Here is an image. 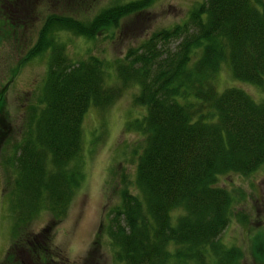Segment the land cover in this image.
I'll list each match as a JSON object with an SVG mask.
<instances>
[{
    "label": "trees",
    "instance_id": "1",
    "mask_svg": "<svg viewBox=\"0 0 264 264\" xmlns=\"http://www.w3.org/2000/svg\"><path fill=\"white\" fill-rule=\"evenodd\" d=\"M151 1L115 4L87 21L52 14L42 21L20 61L48 50L45 75L14 150L1 161L12 175L6 193L12 231L41 210L52 224L64 217L83 179L82 116L112 105L130 86L131 105L143 111L124 124L137 138L134 175L121 180L103 230L115 261L239 264L241 249L218 238L233 200L215 183L222 174L248 175L263 164L264 101L235 87L216 91L213 81L223 65L234 80L264 91V0L199 1L181 22L150 32L110 62L92 55L73 61L53 39L60 30L94 39ZM8 14L3 20L14 36L23 24L17 13ZM46 228L22 235L34 264H56L41 244L49 239ZM251 238V256L264 261L263 242ZM18 248L12 242L5 261Z\"/></svg>",
    "mask_w": 264,
    "mask_h": 264
},
{
    "label": "rangeland",
    "instance_id": "2",
    "mask_svg": "<svg viewBox=\"0 0 264 264\" xmlns=\"http://www.w3.org/2000/svg\"><path fill=\"white\" fill-rule=\"evenodd\" d=\"M12 1L0 0V264H34L32 258L27 257L29 249L24 246L25 236L22 235L39 233L45 227L48 228L42 234L49 229V239L41 244L54 263L119 264L103 230L107 210L117 205L121 180L131 181L134 175L136 133L132 129H123L126 121L138 117L143 111L141 107L131 105L134 88L127 86L112 105L102 110L88 108L82 116L79 161L83 179L74 190L64 217L55 224H52L50 215L41 210L13 233L6 196L12 175L1 161L14 150L13 143L19 137L17 130L26 109L35 104L45 75L48 50L30 57L27 62L20 61L36 42L45 17L52 14L87 21L98 11L130 0H78V4L77 0ZM199 1L202 0H152L149 7L121 19L108 31L96 33L94 39L77 37L65 30L55 32L53 39L56 44H62L67 58L73 61L92 55L110 62L120 59L128 48L135 47L150 32L181 22L188 9ZM9 12L17 13V19L23 24L16 29L14 36L3 20ZM105 78L110 85L116 82L110 74ZM213 83L216 91L235 87L257 103L264 101V91L251 83L234 80L226 66L218 69ZM215 185L226 189L233 200L230 220L218 238L226 245L241 249L239 264H262L260 262L264 261H254L250 244L253 237L255 245L261 241L264 245V162L248 175L222 174ZM15 241H19L20 248L15 249L14 258L11 256L5 261L8 247Z\"/></svg>",
    "mask_w": 264,
    "mask_h": 264
}]
</instances>
